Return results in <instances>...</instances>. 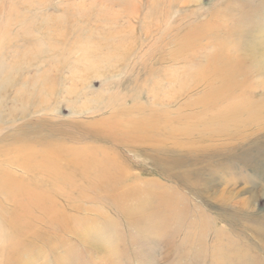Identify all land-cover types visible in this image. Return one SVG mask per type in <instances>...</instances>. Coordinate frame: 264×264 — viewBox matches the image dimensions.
<instances>
[{"label": "rangeland", "instance_id": "rangeland-1", "mask_svg": "<svg viewBox=\"0 0 264 264\" xmlns=\"http://www.w3.org/2000/svg\"><path fill=\"white\" fill-rule=\"evenodd\" d=\"M132 1L125 0L123 6L115 0H0V61L7 63L3 73L10 80L7 88L0 91V98L5 99L2 117L7 120L6 124L0 123V172L24 181L31 188L57 193L54 196L58 203L67 205L69 199L73 205L66 206L65 211L75 213L71 227L78 224L79 230L64 234L60 228H52L57 235L51 237L50 243L39 239L31 247L20 246L21 252H31V255L19 262L264 264V245L252 236L257 223L251 219L264 216V119L237 127L235 144L246 146L249 137L254 147H243L237 153L241 155L231 165L214 168L217 179H213L215 186L208 192L205 185L210 177L207 172L194 178L195 186L189 182L185 185L188 190L184 189L183 183H179L180 186L159 172L168 159L162 158L158 147L148 143L149 139L136 136L114 143L108 135L120 129L114 124L121 121L123 129L128 130V115L148 132L162 130L155 114L164 107L153 105L149 100L153 96L178 98L183 90L193 85L194 73L201 66L200 60L203 61L200 58L193 63L175 58L170 62L166 54L179 50V39L197 23L212 18L222 19L230 26L231 19L242 9L249 12L252 8L262 10L264 19V0H176L171 6L172 0H158L155 8L151 0ZM220 5L219 14L211 16L213 9ZM251 28L247 26V30ZM51 43L55 49L51 48ZM85 44L99 49L97 61L99 68L102 67L86 74V82L71 68L78 56L77 46ZM208 51L213 53V50ZM158 55L167 56L161 64L154 59ZM252 83V90L240 94L249 96L251 102L257 104L264 98V76L252 75ZM199 90L188 95L194 99L205 89ZM136 107L138 109L134 110ZM149 107L151 111L156 110L155 114L149 112ZM180 139L201 140L200 136L189 138L185 135ZM216 139L218 141L207 144L214 152L228 142L225 137L217 136ZM19 146H23L20 152L16 150ZM65 151L81 154L97 151L108 155L118 160L126 177L112 192L87 191L85 198L80 194L81 185L64 186L69 191L67 198H63L47 174L31 165L28 168L25 162H36L56 152L57 159L65 161L62 165L66 163L64 173L70 174ZM217 160L199 162L191 168L203 170V167L216 166ZM241 162L248 163L251 169H246ZM188 168L178 171L171 168L169 174L175 170L176 175L183 177V172H189ZM211 169L213 167H209ZM174 174L172 176L176 177ZM189 189L191 192L198 189L194 191L200 195L192 196ZM167 190L175 200H184V205L174 206L170 211L160 208V196ZM110 196L117 200L113 201L115 204L120 201V205H114ZM14 204L0 194V220L11 215ZM73 206L78 207V213L73 211ZM184 209V213L179 211ZM202 214L207 222L203 234L199 230L204 221ZM236 215L249 218L235 224L232 217ZM48 224L39 221L36 232L45 230ZM223 245L232 247L224 248Z\"/></svg>", "mask_w": 264, "mask_h": 264}, {"label": "bare ground", "instance_id": "bare-ground-1", "mask_svg": "<svg viewBox=\"0 0 264 264\" xmlns=\"http://www.w3.org/2000/svg\"><path fill=\"white\" fill-rule=\"evenodd\" d=\"M156 1L158 0H151V5L153 8L156 7ZM174 1L176 0L170 1L172 2L170 3V6ZM115 2L125 6L126 2L128 1L125 2V0H115ZM216 7L218 8L213 9L214 13H211V16L218 15L219 11L217 10H219L222 5ZM259 10H253L252 8V12H246L242 9L241 12L236 15L240 16V18H237L236 16L233 17L231 19L232 25L230 26L229 24L227 25L226 23L221 21L222 19H217L215 21L212 18L206 20L205 22L197 23V26L194 25L193 28H191L179 39V46H181L180 49L173 51L172 53L170 52V54H166L169 55L170 62H173L175 58H180L185 62L193 61V63H196L197 60L199 61V59L202 58V62L204 64H202L200 60V63H198L201 66L199 67L198 65H196L199 67V69H197L194 73L196 78L194 79V81H192L193 85L190 86V88L188 87V90H183L178 98L175 97L171 99L170 97L153 96L152 100L155 102H152L151 99H148L149 102H151L153 105H160L161 107H164L161 111L155 110L156 114L155 111H151L149 107V112H153L156 115L155 118L157 117L158 119V122H156L162 126V130L158 129L148 132V129H145L144 127V129L147 131L146 132L144 129L138 126V120L128 115L127 118H129V122H127L130 123L129 129H123L121 124L124 125V123L122 121L119 122L118 125L114 124V126L120 127V129H117V132H114V130L113 132H108L109 137H112L114 139V141H110L118 143V141H122V138L130 139L131 137L134 138L136 136H142L143 138L149 139V141H151L148 143L155 144V147H158V153L161 154L162 158L165 157L166 159H168L166 160V163H164L165 165H163L164 168L159 165L161 168H159V172L164 173V175L168 176L166 178L174 180V182H176L177 184L183 183V186H181L180 184L179 185L182 188L187 189L185 187L186 183L190 182V184L192 183V185L194 184L193 186H195L196 180L194 178L200 175L202 172H207L208 177L212 179L209 178V180L206 181L205 186H207L208 188L207 190L205 188L206 192H208L210 187L215 186L213 184L216 181L213 179L217 178L214 174V168H224L226 165H231L233 163V160L241 155L237 153H239L240 150L243 149V147H246L247 145H253L254 147V142L249 140V137L247 140L248 144L246 143V146H243L241 144L242 146L239 147L240 144H235L234 140H237L238 137L236 135L239 131L238 130L237 133H235L237 127H241L243 124L247 125L252 122H260L264 119V98L257 104H254L251 102L249 96L245 94L243 95V93V96H241L240 94L241 92L252 90V75L264 76V19L262 10ZM247 26H252V28L247 30ZM70 46H72V43L70 44ZM218 46L220 47L219 49H217ZM77 47L78 49L75 52H77L78 56L74 58L75 60L74 62H72L74 63V67L71 68H73L72 70H76V73H78L80 78L85 81L86 74H88L89 72H97V69L102 68H99L97 61V58H99V49L95 48L96 46H93V44H85L83 47H80L79 45ZM29 48L31 49V47ZM51 48L55 49L54 45ZM208 50H213V53H209ZM9 53H11V50L9 51ZM104 53L106 54V52ZM52 54L55 55L54 53ZM77 54L75 53L74 55ZM23 55L25 56V54ZM166 55H158V57L154 59H157V62L159 61L161 64L166 60ZM61 63L62 62H60V65ZM6 64L7 63H5L4 60L0 61V91L5 90L10 81L9 77L4 75L3 73V68L7 66ZM200 88H204L205 90H203L201 95H199L198 97L192 99V97L188 95L192 91H198ZM237 101L240 102L236 103L235 105V102ZM4 104L5 99L0 98L1 124H6L7 122L6 118L2 117V108ZM137 109L138 108L136 107V109L134 110ZM145 119L146 118H144V120ZM152 127L150 129H152ZM181 135H185L189 138L200 136L201 140L200 142H191L190 140L184 141L180 139ZM217 136H219L220 138L225 137L228 142H225L227 143V145H222L221 147H219L218 151L214 152L211 150L213 147L207 144L218 141L216 139ZM231 142L233 143L230 144ZM22 148L23 146H19V148L16 150L20 152L23 150ZM166 148L169 149L167 150ZM250 148L252 149V147ZM224 151L226 152L224 153ZM1 153L2 151L0 149V154ZM64 153H66V155L69 157L67 166L68 168H70V172H72H69L70 174L64 173L63 166L66 165V163L62 165V162L65 161H60L59 159H57L58 155L56 154V152H52L36 162H31L30 160H26L27 162H25L28 168H31V166H33L40 173L47 174L46 177L50 179L51 184L54 187L59 189V195H62L63 198H67L69 191L67 188H63L64 186L73 187L74 185L75 187V183L81 185L80 194L85 198L87 197V191L96 192L103 189L106 193L112 192L116 188H119L122 181L126 177L125 172L121 169V166L118 163V160L115 161L108 155H103L100 152L98 153L97 151H91L89 153H87L86 151L85 154L71 151H65ZM165 153L167 154V156ZM169 154H171V156H169ZM209 159H218L215 163L217 164L216 166H209L213 167V170H209V167H203V170H192V165L195 166V164L199 162L201 164L203 161V163H205ZM241 164H243L246 169H251V166L248 163L245 164L241 162ZM187 166L189 167L187 169L189 172H183L182 175L184 178L181 175H176L175 170L178 171L179 169L181 170ZM171 168L175 169L173 170L172 175L175 173L174 175H176V177H173L171 174H169ZM262 168L259 169L257 167L256 169L262 170ZM254 170L255 169H253V171ZM257 171L255 173H257ZM170 175L173 177V179L169 177ZM190 178L193 181H191ZM26 184L27 183H24V181L22 180H16L13 177L7 176L6 174L0 172V194H3L15 203L13 206V210L11 211V215L9 214L8 216L3 217V219L0 220V224L3 222V225L0 226V246H2L0 250V259L3 261H1L0 264H22L19 262V260L27 255H31V252H21L20 246L28 245L29 247H31V244L33 246L34 242L39 239L50 243L51 237H55L57 235L54 231H52L54 230L52 228H60L61 232H64V234L69 233V231H79L77 228L78 224H74L75 226L71 227L72 219L76 216L75 213L68 210L65 211L67 209L66 206H72L73 202H70V200L67 199V202L71 204L67 203V205H64L62 203H58L56 197L54 196L57 193H46L45 191L40 190V188H31V186H27ZM194 190L196 189H192V192L190 190L189 192H191L193 195L191 193L190 194L194 197H198L200 195L196 194V191L198 189L196 191ZM14 192L17 193V195ZM171 194L172 193L167 190L165 191L164 195L160 196V208L170 211V209L174 206L179 207L181 205H184V200H175L176 198L174 199ZM110 200L112 201V203L117 201L114 200L112 196H110ZM118 202L116 204L114 203V205H120V201ZM73 207V211L78 213V207ZM179 211L184 213L185 209ZM130 214L128 213V216H130ZM203 215L204 214L200 215L204 220H202L203 223H201L200 226L197 223V226H199V230L202 234L207 228V222L206 219H204L205 217ZM246 218L248 219L249 217ZM232 219L235 220L233 221V223L235 224H237L239 220H244L239 215H236L234 218L232 217ZM251 219L255 223H257V227L252 231V236L257 237L256 239H258L260 245L263 246L264 216L259 217V219L251 217ZM39 221L45 224H49L45 228V230L38 233L36 232L35 228ZM191 225L195 226L194 224ZM31 233H33V235H31ZM227 246L223 245L224 248ZM21 261L23 260L21 259Z\"/></svg>", "mask_w": 264, "mask_h": 264}]
</instances>
